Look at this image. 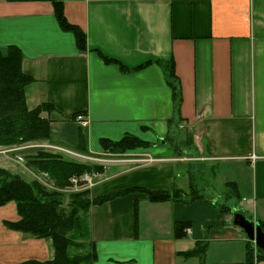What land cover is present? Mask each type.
Masks as SVG:
<instances>
[{
    "label": "crops",
    "instance_id": "crops-1",
    "mask_svg": "<svg viewBox=\"0 0 264 264\" xmlns=\"http://www.w3.org/2000/svg\"><path fill=\"white\" fill-rule=\"evenodd\" d=\"M59 1L87 51L49 0H0V49L21 50L30 109L56 108L49 142L64 147L68 131L75 154L127 156L90 188L93 199L132 189L91 206L94 264H264L232 222L234 212L264 221V0ZM127 136L149 147L103 144ZM9 157L2 165L30 176ZM175 189L162 202L148 194ZM242 200L254 214L230 207ZM19 220L15 201L0 206V264L52 259L51 240L8 226ZM177 223H188L181 236Z\"/></svg>",
    "mask_w": 264,
    "mask_h": 264
},
{
    "label": "trees",
    "instance_id": "trees-1",
    "mask_svg": "<svg viewBox=\"0 0 264 264\" xmlns=\"http://www.w3.org/2000/svg\"><path fill=\"white\" fill-rule=\"evenodd\" d=\"M49 1L55 7V14L62 29L72 32L79 49L87 51L86 35L80 28L68 22L63 3L59 0ZM103 58L107 62L111 61L108 57ZM22 59L21 50L15 46L9 47L6 51L0 49V147L5 149L52 140L50 114L55 112L56 108L51 103H43L30 109L26 91L34 79L23 72ZM44 113L49 117H44ZM77 116L78 114L74 116V120ZM103 144L111 150L121 151L149 147L146 142L130 136L112 145H108L109 141L103 140ZM33 150H36V153L23 156L26 160L24 163H20L15 157L21 153L19 150L2 155L14 156L16 166L29 169L31 174L26 175L20 171L21 169L13 170L7 165H2L0 161V206L15 201L20 220L9 223L8 226L37 238L51 240L54 254L52 259L45 262L30 260L19 264H94L97 259V248L91 236L89 216L91 206L110 201L132 189L94 199L90 196V189L72 192L69 195L71 196L69 209L65 211L63 208L65 195L61 189L70 186V178L86 171H101L103 166L77 162L65 157L61 152L49 151L50 149ZM45 184L53 185V188ZM148 194L152 202L180 198L177 196L180 195L179 189ZM194 198L196 196L192 197ZM259 224L264 230V221ZM187 227L188 223H177L175 232L181 236ZM251 244L252 241L249 244L248 259L250 257L252 260L254 248ZM258 257L264 258L260 254Z\"/></svg>",
    "mask_w": 264,
    "mask_h": 264
},
{
    "label": "rangeland",
    "instance_id": "rangeland-1",
    "mask_svg": "<svg viewBox=\"0 0 264 264\" xmlns=\"http://www.w3.org/2000/svg\"><path fill=\"white\" fill-rule=\"evenodd\" d=\"M36 107V106H35ZM35 107H32V108H35ZM31 108V109H32ZM43 116L44 117H49L48 116V114H43ZM50 117H51V119H53V117H52V115L50 114ZM73 127V126H72ZM76 127H77V125L75 126V127H73V128H69V129H71V131H72V129H74V131L73 132H71L70 134H76ZM55 130V132H58L59 130H56V129H54ZM64 131H61L60 133H58L57 135L58 136H61L62 135V133H63ZM177 133H182L181 131H180V129H178L177 128ZM57 135H56V133L54 134V140L56 141V142H59L58 141V139L56 138L57 137ZM66 137H67V139L69 140H67V142L65 143V144H63L64 145V148L66 149V150H69V148H67V147H70V148H73L72 146V139L69 137V134H68V131L66 132ZM61 138V137H60ZM36 145H50V144H53L52 142H49V141H43V142H36L35 143ZM61 144V143H60ZM54 145V144H53ZM66 146V147H65ZM167 146H170V144H167ZM4 148H2V147H0V151L1 150H3ZM46 149H50V148H46ZM74 149V148H73ZM71 150V149H70ZM74 150H76V149H74ZM131 150V149H130ZM49 151H52V152H56L57 150L56 149H50ZM71 151H73V150H71ZM74 152V151H73ZM122 152H124V153H130V151L129 150H124V151H122ZM62 154H64V156L65 157H73V159H78V160H75V161H77V162H82V163H91V164H96V165H99V166H102V165H106V163H108V162H110L111 160H113V158H121V157H124V158H127V156H117V155H114V156H108V155H106V156H99V155H87V154H83V153H76L75 154V152L74 153H70V152H62ZM67 155V156H66ZM2 156V155H1ZM0 156V158H2ZM12 158V159H11ZM9 160H11V161H13V165L14 166H16L17 165V163H15L14 162V160H15V158H13V157H9L8 158ZM114 160H117V159H114ZM96 180V179H95ZM41 181V180H40ZM42 182V181H41ZM43 184H44V182H42ZM47 187H49V188H53V185H49V184H45ZM71 185V184H70ZM199 186H202V185H199ZM220 187H221V185H215V189L217 190V191H219L220 190ZM66 188H69V189H61L62 191V193L65 195L64 197V203H63V208H64V210L65 211H68V209H69V204H70V198L69 197H71V196H69V195H71L72 194V192H79V191H82V190H85V189H75V188H71L70 186H68V187H66ZM222 203H223V200H222ZM230 207L231 208H233V209H235V208H238V209H236V210H240V208H242L244 211L245 210H247L246 212H248V213H251V214H254V209H252V208H250V210H248V209H246L247 208V206H246V203H245V201H243L242 200V202L241 203H238L237 205H230ZM67 209V210H66ZM254 254H257L258 255V253H257V251H256V249H254Z\"/></svg>",
    "mask_w": 264,
    "mask_h": 264
},
{
    "label": "built area",
    "instance_id": "built-area-1",
    "mask_svg": "<svg viewBox=\"0 0 264 264\" xmlns=\"http://www.w3.org/2000/svg\"><path fill=\"white\" fill-rule=\"evenodd\" d=\"M77 120L80 121L81 123L83 124H87L88 121L87 119L85 118L84 115L82 114H79L77 116ZM29 148H50V149H56L57 151L56 152H70L72 153L70 150H66L64 147H60V146H55L53 144H48V145H36L35 143H28V144H25V145H22V146H19L17 148H10V149H3L0 151V155H6L10 152H13L15 150H26V149H29ZM17 159L21 162L24 161V158L22 155H18L17 156ZM96 173L95 172H89V171H86L84 172L83 174L81 175H74L70 178V187L71 188H75V189H90L92 188L95 184H96Z\"/></svg>",
    "mask_w": 264,
    "mask_h": 264
},
{
    "label": "water",
    "instance_id": "water-1",
    "mask_svg": "<svg viewBox=\"0 0 264 264\" xmlns=\"http://www.w3.org/2000/svg\"><path fill=\"white\" fill-rule=\"evenodd\" d=\"M232 222L243 229L250 241L254 243L257 253L264 256V230L261 225L241 212L232 214Z\"/></svg>",
    "mask_w": 264,
    "mask_h": 264
}]
</instances>
